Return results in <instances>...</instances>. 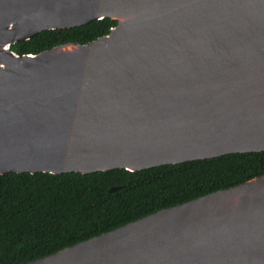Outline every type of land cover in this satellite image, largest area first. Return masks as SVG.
Returning <instances> with one entry per match:
<instances>
[{
  "label": "water",
  "instance_id": "water-1",
  "mask_svg": "<svg viewBox=\"0 0 264 264\" xmlns=\"http://www.w3.org/2000/svg\"><path fill=\"white\" fill-rule=\"evenodd\" d=\"M105 16L91 42L11 48ZM262 150L264 0H0V173ZM21 264H264V174Z\"/></svg>",
  "mask_w": 264,
  "mask_h": 264
},
{
  "label": "trees",
  "instance_id": "trees-1",
  "mask_svg": "<svg viewBox=\"0 0 264 264\" xmlns=\"http://www.w3.org/2000/svg\"><path fill=\"white\" fill-rule=\"evenodd\" d=\"M117 24L108 16L42 30L11 45L36 54L88 43ZM264 174V150L129 170L0 173V264H21L125 225L158 210ZM117 186L115 190L110 188Z\"/></svg>",
  "mask_w": 264,
  "mask_h": 264
}]
</instances>
